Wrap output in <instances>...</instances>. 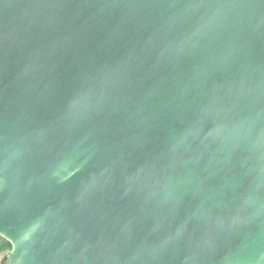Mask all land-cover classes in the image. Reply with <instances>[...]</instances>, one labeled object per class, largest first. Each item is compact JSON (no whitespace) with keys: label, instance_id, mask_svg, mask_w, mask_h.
<instances>
[{"label":"water","instance_id":"1","mask_svg":"<svg viewBox=\"0 0 264 264\" xmlns=\"http://www.w3.org/2000/svg\"><path fill=\"white\" fill-rule=\"evenodd\" d=\"M6 264H264V0H0Z\"/></svg>","mask_w":264,"mask_h":264},{"label":"trees","instance_id":"2","mask_svg":"<svg viewBox=\"0 0 264 264\" xmlns=\"http://www.w3.org/2000/svg\"><path fill=\"white\" fill-rule=\"evenodd\" d=\"M12 245L9 242H1L0 243V252L4 251V250H11Z\"/></svg>","mask_w":264,"mask_h":264},{"label":"rangeland","instance_id":"3","mask_svg":"<svg viewBox=\"0 0 264 264\" xmlns=\"http://www.w3.org/2000/svg\"><path fill=\"white\" fill-rule=\"evenodd\" d=\"M11 250H12V248H11ZM11 250H9V249L7 250V249H6V250L0 252V264H6L4 258H5V256H7V254H8Z\"/></svg>","mask_w":264,"mask_h":264}]
</instances>
